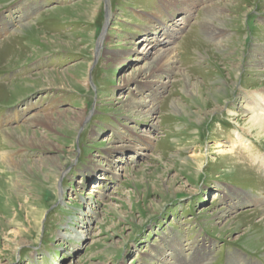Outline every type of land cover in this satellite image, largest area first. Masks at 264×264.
<instances>
[{"label": "rangeland", "instance_id": "1", "mask_svg": "<svg viewBox=\"0 0 264 264\" xmlns=\"http://www.w3.org/2000/svg\"><path fill=\"white\" fill-rule=\"evenodd\" d=\"M215 6L221 58L183 62ZM263 50L264 0H0V264H264Z\"/></svg>", "mask_w": 264, "mask_h": 264}, {"label": "bare ground", "instance_id": "2", "mask_svg": "<svg viewBox=\"0 0 264 264\" xmlns=\"http://www.w3.org/2000/svg\"><path fill=\"white\" fill-rule=\"evenodd\" d=\"M220 8V7H219ZM223 9H215L214 10H209V19L211 18V20H214L216 19V15L220 12H222ZM220 18V17H219ZM151 19H154L153 17H151ZM157 22H161V21H157ZM161 24V23H160ZM209 25V24H208ZM161 27L159 28L164 30V31H169L171 33V36L168 40H165L164 43L161 45L163 47H152L151 49L153 50L152 53L148 52L147 54L146 53H143V55L141 56V59L143 60V62L146 64V66H141V68H143L144 70L148 68V71L147 72H151L152 71V68H154V66H158V67H161L160 69L163 68V70H166L167 67H168V51L167 49L165 48V46L167 47L168 45L171 44V38L172 36H174V34L176 33V30H173V29H169L167 28L165 24H161L160 25ZM217 26V25H216ZM157 28V29H158ZM182 27H180L181 29ZM155 30L154 29V32L151 33L152 35L154 34H157L158 33V30ZM179 29V28H178ZM206 29V28H205ZM216 30H218L217 27H212V25L208 27L207 31L210 35V38L212 37V35H215L216 34ZM161 31V30H160ZM163 32V31H162ZM219 33V32H218ZM145 36L148 35V33H144ZM220 34V33H219ZM208 36V35H207ZM148 38V37H147ZM147 38L144 39L147 40ZM214 38V37H212ZM163 49H166V50H163ZM169 50V49H168ZM144 51H146V49H144ZM261 51V50H260ZM169 56H170V53H169ZM261 60L258 62V63H255L257 64V66H262L264 67V50H263V53L261 55ZM256 67V66H255ZM166 68V69H165ZM258 69V68H257ZM152 74V73H151ZM165 74V73H163ZM185 78V77H184ZM49 79V78H48ZM263 79V78H262ZM161 82V81H159ZM191 82V81H189ZM185 85V84H184ZM194 85V84H193ZM187 86V85H185ZM151 87V86H150ZM155 87V86H154ZM163 88V87H161ZM158 89V88H157ZM196 89V88H195ZM151 91V90H150ZM191 92V91H190ZM148 93V92H147ZM151 93V92H150ZM153 95V94H152ZM252 95V94H251ZM148 96V95H146ZM196 96V95H195ZM198 96V95H197ZM250 100L248 101L247 105H245L247 107V114L249 115L247 117V119H245V121L243 122V125L246 127V131H248V133H253L255 134L254 136L256 137H263L264 138V92H256L254 93V95L251 97H249ZM147 100V99H146ZM145 100V101H146ZM134 101V100H132ZM143 100V102H145ZM131 102V101H130ZM137 102V101H136ZM142 102V103H143ZM141 104V103H139ZM129 105V104H128ZM129 107V106H128ZM133 107V106H132ZM52 108V107H51ZM49 108V110L51 109ZM152 109V108H151ZM231 112V111H230ZM184 113V112H183ZM137 114V113H136ZM60 115V114H59ZM146 115V114H145ZM231 115V114H230ZM48 117H54L53 114H43V113H37V119H41V121H45L47 120ZM56 117V116H55ZM69 118L68 116H66V119ZM11 131V130H10ZM243 132H241L240 130H232L231 131V137L228 139V148H222V146H220L222 142H220L218 145H217V153L219 155V162L220 163H223L224 161L228 164V162H231L230 166L232 165L233 166H239L237 165L238 162H232L234 161L232 158H235V159H238V154L236 152L237 149L240 148V151L242 153H245V154H248V156L250 157L252 155V148H251V144H249V139L246 138L244 136V134H242ZM20 139V138H19ZM145 145V144H144ZM231 159V160H229ZM248 161V158H246ZM224 162V163H225ZM228 164V165H229ZM239 164V163H238ZM191 166V165H190ZM255 200V199H254ZM249 202V201H247ZM246 202V203H247ZM244 203V204H246ZM249 204V203H247ZM164 264V263H163Z\"/></svg>", "mask_w": 264, "mask_h": 264}, {"label": "crops", "instance_id": "3", "mask_svg": "<svg viewBox=\"0 0 264 264\" xmlns=\"http://www.w3.org/2000/svg\"><path fill=\"white\" fill-rule=\"evenodd\" d=\"M215 9H222L221 7L219 8V6H215L213 9H211V10H214L215 11ZM210 10V11H211ZM223 11H224V9L222 10V12H220L219 14H221V13H223ZM218 15V14H217ZM216 15V16H217ZM217 18V17H216ZM203 19V18H202ZM204 20V19H203ZM211 21H218V20H216V19H214V20H211V18L209 19V16L207 15L206 16V19H205V23H206V25H204V24H201V25H199L198 23H195L196 24V31H194V33H193V31H192V28H190L189 29V31H188V33H186V34H184L183 35V37H181L180 38V40H179V45H181V47H180V49L181 50H186V47L189 45V42H190V44H191V42H192V44H197L196 46H197V50H193L192 52L193 53H195L196 55H194V56H190V57H187L186 56V54L184 55V53H183V56H182V61L184 62V61H186V62H189V63H198L199 61L200 62H210V61H212V60H214V58H217V60H218V58H221V56L219 55V51H218V49L219 48H216V45L217 44H215V39L214 38H212V37H214L216 34H219L220 33V31H218V30H216V34L215 35H212V37L210 38V35L209 34H207L208 33V31H207V29H208V27H209V25L211 26L212 25V27L214 26V27H217V28H219V25L218 26H216V25H214V24H212L211 23ZM209 24V25H208ZM198 27V28H197ZM206 28V29H205ZM219 32V33H218ZM203 33L205 34V39H206V41L208 42V43H206V44H204L203 42L204 41H201L200 39H199V37L197 36V35H199V34H201V35H203ZM234 33H236V32H234ZM208 35V36H207ZM190 40V41H189ZM209 40V41H208ZM211 40V41H210ZM209 42H211V44H212V47H210V46H208V45H210V43ZM191 44V45H192ZM208 48L209 50H207V51H211L210 53H211V56H204V55H202V54H200L199 52H197L198 51V49H202L203 50V48ZM210 47V48H209ZM215 53V54H214ZM246 56H249V54H248V52L245 54ZM261 60V59H260ZM259 62V61H258ZM258 62H255V63H258Z\"/></svg>", "mask_w": 264, "mask_h": 264}]
</instances>
